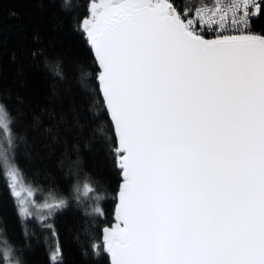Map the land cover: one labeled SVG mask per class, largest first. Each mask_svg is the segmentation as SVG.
I'll use <instances>...</instances> for the list:
<instances>
[{
	"label": "snow or ice",
	"instance_id": "1",
	"mask_svg": "<svg viewBox=\"0 0 264 264\" xmlns=\"http://www.w3.org/2000/svg\"><path fill=\"white\" fill-rule=\"evenodd\" d=\"M89 11L81 27L122 177L117 223L103 230L111 264H264V34L251 31L264 5L99 0ZM13 123L0 105V163L26 219L35 200L22 192H35L14 163ZM48 195L49 215L66 206ZM4 244L0 261L19 264ZM61 257L57 243L51 264Z\"/></svg>",
	"mask_w": 264,
	"mask_h": 264
},
{
	"label": "trees",
	"instance_id": "2",
	"mask_svg": "<svg viewBox=\"0 0 264 264\" xmlns=\"http://www.w3.org/2000/svg\"><path fill=\"white\" fill-rule=\"evenodd\" d=\"M93 2L99 0H72L66 9L64 0H0V105L14 118V163L37 204L52 202L53 189L66 201L46 220L22 219L0 163V249L7 240L19 264H51L57 243L60 264H110L103 230L114 225L122 180L96 80L99 68L81 27ZM252 30L264 34V14L252 21ZM85 176L96 191L83 189Z\"/></svg>",
	"mask_w": 264,
	"mask_h": 264
},
{
	"label": "rangeland",
	"instance_id": "3",
	"mask_svg": "<svg viewBox=\"0 0 264 264\" xmlns=\"http://www.w3.org/2000/svg\"><path fill=\"white\" fill-rule=\"evenodd\" d=\"M8 179H9V183H11V180H10V177L9 176H8ZM18 187H19V185H18ZM22 196L25 197V198H27V199H34V197H28L26 192H22ZM16 201H17V199H16ZM44 204H42V203L41 204H37L35 202V206L32 208V215L30 217H36V218H38L40 220H46L50 215H49V209L43 207ZM14 261L15 260L13 259V262Z\"/></svg>",
	"mask_w": 264,
	"mask_h": 264
},
{
	"label": "water",
	"instance_id": "4",
	"mask_svg": "<svg viewBox=\"0 0 264 264\" xmlns=\"http://www.w3.org/2000/svg\"><path fill=\"white\" fill-rule=\"evenodd\" d=\"M85 38H86V33H85ZM86 40H87V38H86ZM88 42V41H87ZM88 45L90 46V44L88 43ZM90 48H91V46H90ZM92 50V49H91ZM92 53H93V55H94V52H93V50H92ZM94 58H95V56H94ZM97 66H98V64H97ZM98 68H99V66H98ZM102 97V96H101ZM109 119H110V117H109ZM111 121V120H110ZM114 134H115V132H114ZM121 180H122V177H121ZM121 183H122V181H121ZM120 188V187H119ZM119 192V191H118ZM117 203H118V193H117V196H116V204H115V208H114V225L117 223V221H116V206H117ZM103 235H104V232H103ZM108 254V253H107ZM108 256H109V261H110V264H111V257H110V255L108 254Z\"/></svg>",
	"mask_w": 264,
	"mask_h": 264
},
{
	"label": "built area",
	"instance_id": "5",
	"mask_svg": "<svg viewBox=\"0 0 264 264\" xmlns=\"http://www.w3.org/2000/svg\"><path fill=\"white\" fill-rule=\"evenodd\" d=\"M262 0H260V2H261ZM206 3H208V4H211L212 3V0H208ZM254 20V19H253ZM251 31L253 32V30H252V27H251ZM254 33V32H253ZM214 35H215V33H212V34H206L205 35V38H208V39H211V38H214Z\"/></svg>",
	"mask_w": 264,
	"mask_h": 264
}]
</instances>
